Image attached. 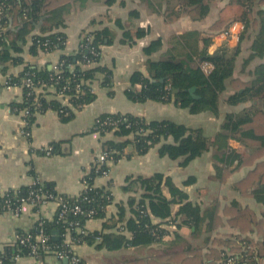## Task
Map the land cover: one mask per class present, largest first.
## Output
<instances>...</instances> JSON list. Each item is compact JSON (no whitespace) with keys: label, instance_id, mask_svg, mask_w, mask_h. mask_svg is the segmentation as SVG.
Wrapping results in <instances>:
<instances>
[{"label":"trees","instance_id":"1","mask_svg":"<svg viewBox=\"0 0 264 264\" xmlns=\"http://www.w3.org/2000/svg\"><path fill=\"white\" fill-rule=\"evenodd\" d=\"M68 1L0 0V72L5 73L9 67L24 62L22 53L28 42L30 52L53 51L65 47L66 34L62 28L65 26L64 14ZM232 2L243 7L241 13L227 21L216 20L211 25L212 29L221 30L234 20L244 21L245 24L253 22L254 7L264 0H232ZM186 4L187 6L183 7L184 12H189L195 18L204 15L207 9V0H186ZM179 14L180 12L172 7L164 11L168 21L177 18ZM116 24L123 30L122 42L132 43L146 33L140 26L128 29L120 20H117ZM262 33H264V24L259 31V34ZM105 39L112 40V33L108 27L86 31L81 35L77 49L73 53H62L58 62L51 68L26 63L17 74L8 75L6 85H18L22 88V101L11 103V108L16 112H20L24 107L29 108L31 114L26 116L29 127L33 123L35 111L43 113L48 109L56 111L62 122L69 121L76 110L95 100L96 94L91 88L94 80H99L104 87L113 86L112 69L100 62L101 46L105 43ZM262 41L260 37L257 39V47ZM204 44L202 49L191 51L183 57L168 55L159 59L147 58L145 67L151 79L146 78L139 70H134L129 76V85L124 90L127 98L138 102L146 100L171 102L177 107L191 110L198 108L217 114L219 94L224 89L225 80L232 75L234 57L228 55L224 47L208 53L206 50L208 40ZM160 47V39L155 38L143 47V51L150 56ZM202 61L212 64L208 73L201 69ZM257 75L259 83L238 82L240 84L238 89H242L241 92L231 94L226 101L234 104L247 98L264 99V64L258 67ZM23 79H30L32 86H23ZM191 87H195L193 92L189 90ZM34 88L38 93L33 103ZM173 89H176L174 94ZM28 92L31 94L27 95ZM112 93L113 90L110 89L109 94ZM194 94L198 97L194 98ZM91 130L97 131L101 136L113 133L114 137L120 138L103 141V151L108 154L111 162H116L121 157H130L133 153L144 154L149 148L158 145L161 156L181 158V164L186 165L210 146H216L218 150L223 151L222 157L217 156L218 159L225 163L224 167L214 164L216 176L221 181H225L234 170L227 168L228 162L235 158L239 162V159L243 158L240 152L228 145V138H234L252 150L243 162L241 159L240 163H252L264 153V111L261 109L248 110L240 114L225 113L220 130L213 138L205 136L199 127H188L169 119L148 121L141 115L120 112L99 114L94 119ZM128 145L132 146V150H127ZM58 151L57 143L51 144L50 152ZM108 168V163H102L98 169L96 166L91 167L86 175L89 187L82 189L75 197L62 196L68 203L78 204L81 210L79 213H66L63 219H58L56 214L51 220L43 219L41 223H36L29 234L30 242L36 245L37 257L49 254L46 248L37 247L36 235L39 229L48 235L45 245L50 246L49 249L52 250L56 248L67 251L70 249V244L83 243L108 250L157 243L166 231L160 223L153 222L152 217L170 218L172 205L179 204L175 217L170 218L176 226L186 225L197 230L207 222L208 228H211L213 225H219L224 215L228 223L239 230V233L230 237H214L213 241L218 248L215 246L216 248L210 249L206 264H214L221 257L223 248L243 253L246 264H264V215L257 217L251 208L240 206L236 200L225 203L221 213H219V204L202 211L198 203L189 200L187 194L177 187L169 176L161 172H154L149 176H127L123 189L137 192L133 187L138 186V193L129 197L126 204L119 202L116 215L105 219L101 230L85 229L84 224L87 219L105 217L106 206L112 200L108 188L92 185L94 178L107 172ZM192 180L193 178L189 182ZM257 181L258 184L255 186ZM232 187L240 194L251 196L257 202L264 204V161L257 162L243 178L234 182ZM38 188H41L43 193L57 194L51 184L35 183L16 190L0 192V204L6 197L11 201L19 197L25 198L31 190L36 191ZM164 188L167 189L169 196L164 194ZM90 210L92 214L89 216ZM1 211L3 209L0 208ZM127 211L131 212L129 217L126 216ZM75 221L78 222L80 229H83L82 232L78 231L77 227L69 225ZM54 229L59 232L57 239L52 236ZM66 231L70 236L69 244L65 243ZM254 231L257 238L247 233ZM217 252L218 256L214 258ZM16 254L30 255L31 249L28 244L15 245V242H12L0 250V264H13ZM67 254L70 256L68 252ZM155 258L134 259L133 264H161L159 262L163 258L165 264H205L201 259L200 249L196 248L166 253L161 255L162 259L159 256ZM212 258L214 259L211 261ZM76 264H84V261L79 260Z\"/></svg>","mask_w":264,"mask_h":264},{"label":"crops","instance_id":"2","mask_svg":"<svg viewBox=\"0 0 264 264\" xmlns=\"http://www.w3.org/2000/svg\"><path fill=\"white\" fill-rule=\"evenodd\" d=\"M186 6V0H69L67 2L64 14L65 26L62 28L66 34L65 47L50 52L43 50L30 52L28 42L22 53L24 62L9 67L5 73L0 72L1 193L45 182L51 184L58 195L65 197L79 195L83 189V179L86 178L91 167L96 166L98 155L103 152V141L120 139L114 137L113 133L101 136L97 131L91 130L94 119L101 113H132L141 115L148 121L169 119L188 127H199L205 136L213 138L220 130L225 113L240 114L254 109L264 111V99L247 98L234 104L226 101L231 94L241 92L242 89H238L240 82L259 83L258 67L264 64V33L259 34L264 24V2L256 4L252 11L253 22L244 23L245 27L238 39L215 37V32L218 30L212 29L211 25L216 20L227 21L239 15L243 10L240 4L232 0H207L206 12L199 18L192 17L187 11L184 12L183 7ZM169 7L180 12L177 18L171 21L164 16L165 9ZM117 20H120L125 28L134 29L140 26L146 33L132 43L122 42L123 30L116 24ZM104 26L111 31L112 40L105 39V43L101 46L100 62L112 69L113 86L104 87L99 80H94L91 88L96 94L95 100L76 110L69 121L62 122L56 111L48 109L43 113L35 111L33 123L30 127L26 125L24 123L26 116L11 108V103L22 101V88L18 85H6V77L17 74L26 63L51 68L58 62L62 53H73L77 49L82 34ZM259 37L263 41L257 47ZM155 38L160 39L161 47L147 56L143 47ZM207 40L208 53L224 47L226 53L234 57L232 75L225 80L224 89L219 94L217 114L198 108L191 110L177 107L171 102L156 100L138 102L127 98L124 90L129 85V76L134 70L146 69L147 58L159 59L168 55L183 57L191 51L202 49ZM110 89L113 90L111 95ZM24 130H27L28 134H25ZM53 143H57L59 151L46 153L45 148ZM227 143L241 153L242 162L252 151L234 138H228ZM127 150H132V146L128 145ZM222 154L223 151L218 150V147L210 146L201 155L183 165L181 158L161 156L158 145H155L144 154L133 153L130 157H121L116 162L109 161L108 171L96 176L92 185L108 188L112 200L106 206L105 217L87 219L84 224L85 229L101 230L105 219L116 215L118 203L126 204L129 197L138 193V186L133 187L137 192L123 189L127 176H149L154 172L169 176L172 182L187 194L189 200L200 205L202 211L219 204V213H221L225 203L236 200L240 206L251 208L257 217H263L264 204L257 202L251 196L240 194L233 189L232 184L243 178L257 162L264 161V153L252 163H240L241 159L239 162L236 158L232 159L228 162L227 168L234 170L225 181H221L216 176L214 169V164L224 167L225 163L218 159ZM191 178L193 180L189 182ZM257 184L258 181L255 186ZM163 191L169 196L166 188ZM178 207L179 204L172 205L171 219L175 217ZM57 208V202L54 200H47L38 205L25 201L17 214L10 210L1 211L0 250L10 245L16 235L29 233L36 223L43 219L54 218ZM130 215L131 212L127 211L126 216ZM170 218L152 217V221L160 223L166 231L157 243L122 247L117 250L98 249L93 244L83 243L70 244V249L73 255L84 261V264H133L134 259H156V256L161 258V255L166 253L196 248L200 249L201 259L206 264L210 249L217 246L213 241L214 237H230L239 233L238 228L231 226L224 215L219 225L208 228L207 222H204L197 230L186 225L176 226ZM53 231L52 236L57 239L59 232ZM247 233L257 238L255 231ZM127 235L129 236L128 233ZM217 256L218 252L213 257ZM160 258L156 261L158 262ZM164 260L165 258L159 263L165 264ZM13 264H68V262L64 263L63 259H58L49 253L40 257L31 254L14 257Z\"/></svg>","mask_w":264,"mask_h":264},{"label":"built area","instance_id":"3","mask_svg":"<svg viewBox=\"0 0 264 264\" xmlns=\"http://www.w3.org/2000/svg\"><path fill=\"white\" fill-rule=\"evenodd\" d=\"M244 27H245L244 21H241V20L231 21L225 28H222L221 30L216 31L215 37L238 39ZM87 37H89V35H87ZM43 51L50 52L47 50H43ZM95 54L96 53H94V55ZM200 67L203 70V72L208 73L212 68V64L208 61H202L200 63ZM22 83H23L22 85L25 87L32 86L30 79H23ZM34 90H35L34 91L35 96L33 98V103L36 100L37 93H38L37 89L34 88ZM30 94L31 92L27 93V95H30ZM20 112H22L23 116H28L31 114L28 107H24ZM24 123L26 125H29L27 119H24ZM24 131H25V134H28L27 130H24ZM50 150H51V146H48L45 148L46 153H49ZM109 161L111 160L108 158V154L104 151L101 152L98 155V163H96V168L98 169L102 163H108ZM105 173L106 172H103V174ZM88 187H89V184L87 183L86 178H84L83 179V189H87ZM47 200H54L57 202L58 219H63L66 213L77 214L81 211L78 204L68 203L62 197V195L53 194V193H43L41 191V188L36 189V191L31 190L27 197L25 198L19 197V198H16L14 201H11L9 197H6L0 204V208L3 210L13 211L14 213L17 214L21 210V204L25 201H29L35 205H38ZM91 214H92V210L88 211V215L90 216ZM69 225L77 227V230L80 232L83 231L82 228L80 229L77 221L71 222L69 223ZM67 229L68 227L66 228V230ZM64 236H65V243L69 244L70 236H68L67 231L64 233ZM66 238H69V240H66ZM47 239H48V235L45 234L42 229H39V233L36 235L37 247L46 248L47 250H49L48 251L49 253L53 254L58 259L66 258L70 264H76L79 261V258L73 255V253H71L72 252L71 249L67 251L56 249L54 247H53L54 250L49 249L50 246L45 245V243L47 242ZM13 242H15V245L16 244H28L31 249V255L36 256V245L30 242L29 233H22V234L16 235ZM67 252L70 254V256L67 254ZM19 256H20L19 254H16L14 257L18 258ZM243 256L244 254L241 253L240 251H232V250L229 251L226 248H224L223 251L221 252V257L218 260H216L214 264H246V260L243 259Z\"/></svg>","mask_w":264,"mask_h":264},{"label":"water","instance_id":"4","mask_svg":"<svg viewBox=\"0 0 264 264\" xmlns=\"http://www.w3.org/2000/svg\"><path fill=\"white\" fill-rule=\"evenodd\" d=\"M139 71L146 77V78H148V79H151V77L149 76V74H148V72H147V70L145 69V68H140L139 69ZM194 89H195V87H191L189 90L191 91V92H193L194 91ZM173 94L176 92V89H173ZM194 96V98H197L198 97V95H193ZM54 233H58V231L57 230H54L53 231ZM63 261H64V263H67L68 261H67V259L66 258H63Z\"/></svg>","mask_w":264,"mask_h":264},{"label":"rangeland","instance_id":"5","mask_svg":"<svg viewBox=\"0 0 264 264\" xmlns=\"http://www.w3.org/2000/svg\"><path fill=\"white\" fill-rule=\"evenodd\" d=\"M224 249V248H223Z\"/></svg>","mask_w":264,"mask_h":264}]
</instances>
